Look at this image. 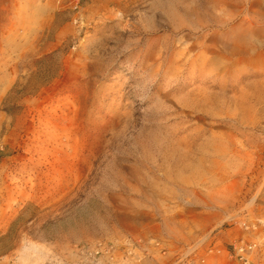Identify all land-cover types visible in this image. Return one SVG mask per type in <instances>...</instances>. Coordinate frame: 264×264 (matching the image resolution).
<instances>
[{
    "label": "rangeland",
    "instance_id": "1",
    "mask_svg": "<svg viewBox=\"0 0 264 264\" xmlns=\"http://www.w3.org/2000/svg\"><path fill=\"white\" fill-rule=\"evenodd\" d=\"M232 1L0 0V264H240L264 0Z\"/></svg>",
    "mask_w": 264,
    "mask_h": 264
},
{
    "label": "built area",
    "instance_id": "2",
    "mask_svg": "<svg viewBox=\"0 0 264 264\" xmlns=\"http://www.w3.org/2000/svg\"><path fill=\"white\" fill-rule=\"evenodd\" d=\"M87 0H57L58 4L63 5L71 10L77 21L83 4ZM78 16V17H77ZM238 217L241 219L231 218L232 225L238 227L235 231V237L231 239L228 247V255L240 264H254L256 261L264 264V221L250 220L249 214L244 211Z\"/></svg>",
    "mask_w": 264,
    "mask_h": 264
},
{
    "label": "bare ground",
    "instance_id": "3",
    "mask_svg": "<svg viewBox=\"0 0 264 264\" xmlns=\"http://www.w3.org/2000/svg\"><path fill=\"white\" fill-rule=\"evenodd\" d=\"M233 1H234V0H233ZM233 1H232V2H233ZM241 1H242V0H241ZM244 1H247V0H244ZM214 2H217V3H218V1H214ZM235 2H236V1H235ZM220 3H221V2H220ZM222 3L225 5V3H224L223 1H222ZM233 3H234V2H233ZM238 3H239V2H238ZM245 3H246V2H245ZM250 3H251V8L248 9V14H250V13H252V12L255 13V12L257 11V10H256L257 7H258V9L261 10V8H259V5H260L261 3H259L258 0H253V1L251 0ZM215 4H216V3H215ZM228 4H229V3H228ZM219 5H220V4H219ZM229 5H230V4H229ZM234 5H235V4H234ZM240 5H241V3H240ZM248 5H249V4H248ZM228 7H229V6H228ZM234 7H235V6H234ZM237 7H238V6H237ZM253 7H254L255 9H253ZM260 7H261V6H260ZM225 8H226V7H225ZM244 8H245V7H244ZM227 9H228V8H227ZM229 9H231V8L229 7ZM240 9H241V8H240ZM236 10H237V9H236ZM222 11H224V9H223ZM232 11H233V10H232ZM240 11H241V10H240ZM246 11H247V10H246ZM246 11H245V12H246ZM224 12H225V11H224ZM243 12H244V11H243ZM222 13H223V12H222ZM233 13H234V12H233ZM237 13H239V12H237ZM237 13H236V14H237ZM258 13H259V11H258ZM261 13H262V12H261ZM228 14H229V13H228ZM243 14H244V13H243ZM248 14H247V16L249 17ZM262 14H264V13H262ZM262 14H261V15H262ZM222 15H223V14H222ZM223 16H224V15H223ZM238 16H239V15H238ZM255 16H256V15H255ZM230 17H231V16H230ZM248 17H247V18H248ZM252 17H253V16H252ZM222 18H224V17H222ZM227 18H228V17H227ZM242 18H243V17H242ZM250 18H251V17H250ZM255 18H256V17H255ZM260 18H261V17H260ZM231 19H234V17H231ZM240 19H241V18H240ZM256 19H258V18H256ZM256 19H255V20H256ZM222 20H223V19H222ZM249 20H252V19H248V21H247V19L243 18V19H242V22H244V23L247 22V23L250 24ZM255 20H253V21L255 22ZM228 21H229V20H228ZM238 21H241V20H238ZM224 22H225V21H224ZM256 22H257V21H256ZM230 23H231V22H230ZM252 23H253V22H252ZM221 24H222V23H221ZM223 24H224V23H223ZM256 24H257V23H256ZM261 24L264 25V22H262ZM234 25H235V24H234ZM240 25H241V24H240ZM250 25H251V24H250ZM229 26H230V25H229ZM238 26H239V25H238ZM238 26H237V27H238ZM242 26L244 27L245 24H242ZM231 27H236V26H231ZM245 27H246V26H245ZM255 27H257V26H255ZM261 27H262V26H261ZM229 28H230V27H229ZM247 28H248V27H247ZM249 29H250V26H249ZM258 29H259V28H258ZM246 30H247V29H245V31H246ZM252 30H253V29H252ZM260 30H261V29H260ZM247 31H249V30H247ZM254 31H255V30H254ZM257 31H258V30H257ZM262 31H264V28H262ZM249 32H250V31H249ZM252 32H253V31H252ZM258 32H259V31H258ZM244 33H245V32H244ZM250 33H251V32H250ZM222 34H223V33H222ZM241 34H242V33H241ZM241 34H240V35H241ZM251 34H253V33H251ZM257 34H258V33H257ZM259 34H260V33H259ZM259 34H258V35H259ZM211 35H212V34H211ZM243 35L246 36V33L243 34ZM204 36H205V35H204ZM238 36H239V35H238ZM205 37H206V36H205ZM212 37H213V36H212ZM250 37H251V36H250ZM201 38H202V37H201ZM209 38H210V36H209ZM209 38H208V39H209ZM252 38H253V36H252ZM197 39H198V38H197ZM204 39H205V38H204ZM206 39H207V37H206ZM208 39H207V40H208ZM211 39H212V38H211ZM240 39H241V38H240ZM243 41H244V40H243ZM250 41H251V40H250ZM206 42H207V41H206ZM237 42H238V41H237ZM247 42H248V41H246V43H247ZM222 43H223V42H222ZM192 44H193V43H192ZM207 44H209V43H207ZM205 45H206V44H205ZM205 45H204V46H205ZM210 45H211V44H210ZM188 46H189V44H188ZM194 46H195V45H194ZM198 46H199V45H198ZM206 46H208V45H206ZM228 46H229V45H228ZM212 47H213V45H212ZM247 47H248V46H247ZM196 48H197V47H196ZM199 48H201V47H199ZM193 49H194V48H193ZM214 49H215V48H214ZM191 50H192V49H191ZM202 50H205V49L203 48ZM210 50H211V49H210ZM211 51H212V50H211ZM214 51H215V50H214ZM198 52H199V51H198ZM209 52H210V51H209ZM212 52H213V51H212ZM217 52H218V51H217ZM217 52H216V53H217ZM216 53H215V54H216ZM209 54H210V53H209ZM210 57H211V56H210ZM195 59H196V58H195ZM207 59H208V58H207ZM193 60H194V59H193ZM198 60H199V59H198ZM197 63H198V62H197ZM195 64H196V63H195ZM210 64H211V63H210ZM205 66H206V64H205ZM229 66H230V65H229ZM226 72H227V71H226ZM193 248H194V247H193ZM189 250H190V249H188V251H189ZM208 260H209V259H208ZM209 261H210V260H209Z\"/></svg>",
    "mask_w": 264,
    "mask_h": 264
},
{
    "label": "crops",
    "instance_id": "4",
    "mask_svg": "<svg viewBox=\"0 0 264 264\" xmlns=\"http://www.w3.org/2000/svg\"><path fill=\"white\" fill-rule=\"evenodd\" d=\"M256 262H257L258 264H261L259 261H256ZM256 262H255V263H256Z\"/></svg>",
    "mask_w": 264,
    "mask_h": 264
}]
</instances>
